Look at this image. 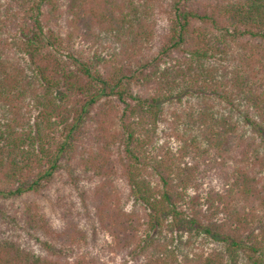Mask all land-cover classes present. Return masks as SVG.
Instances as JSON below:
<instances>
[{"label":"trees","instance_id":"trees-1","mask_svg":"<svg viewBox=\"0 0 264 264\" xmlns=\"http://www.w3.org/2000/svg\"><path fill=\"white\" fill-rule=\"evenodd\" d=\"M0 264H264V0H0Z\"/></svg>","mask_w":264,"mask_h":264},{"label":"rangeland","instance_id":"rangeland-1","mask_svg":"<svg viewBox=\"0 0 264 264\" xmlns=\"http://www.w3.org/2000/svg\"><path fill=\"white\" fill-rule=\"evenodd\" d=\"M41 202L47 204V201L45 199H42Z\"/></svg>","mask_w":264,"mask_h":264}]
</instances>
